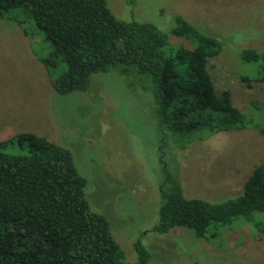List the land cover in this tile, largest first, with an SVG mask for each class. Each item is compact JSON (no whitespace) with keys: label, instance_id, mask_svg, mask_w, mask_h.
<instances>
[{"label":"trees","instance_id":"trees-1","mask_svg":"<svg viewBox=\"0 0 264 264\" xmlns=\"http://www.w3.org/2000/svg\"><path fill=\"white\" fill-rule=\"evenodd\" d=\"M10 13H26L32 25L25 31L39 36L36 54L57 93L87 91L94 73L110 69L139 75L151 88L162 180L158 220L149 230L183 226L209 238L237 218L264 230V160L238 194L221 201L186 196L179 160L177 167L169 161L173 144L183 149L248 126L264 134V103L253 101V112L239 108L209 73V59L221 52L226 35L207 32L180 13L167 32L152 22L118 17L108 0H0V17ZM170 34L190 45L173 43ZM238 59L244 80L264 82V49L244 47ZM75 158L70 147L37 132L0 138V264L150 263L152 252L140 236L133 242L136 260H127L109 217L92 207Z\"/></svg>","mask_w":264,"mask_h":264},{"label":"rangeland","instance_id":"rangeland-1","mask_svg":"<svg viewBox=\"0 0 264 264\" xmlns=\"http://www.w3.org/2000/svg\"><path fill=\"white\" fill-rule=\"evenodd\" d=\"M108 4L120 18L152 22L167 32L180 13L207 32L226 35L221 52L208 63L216 87L229 89L243 110L253 112L255 100L264 103V82L244 80L238 59L244 47L264 49V0H108ZM12 13L0 17V138L33 131L70 147L87 177L92 207L109 217L129 261L137 258L133 242L140 236L152 252L149 264H264V230L242 224V218L219 225L209 238L183 226L167 233L149 230L158 220L162 180L155 157L158 140L153 144L151 88L139 75L124 76L110 69L94 73L87 91L57 93L36 54L39 36L25 31L32 25L26 13L18 18ZM169 38L190 45L182 36ZM248 67L244 65V70ZM172 148L169 161L177 167L176 157L179 160L185 195L221 201L238 194L254 166L264 160V134L248 126L197 139L183 149L175 144Z\"/></svg>","mask_w":264,"mask_h":264}]
</instances>
